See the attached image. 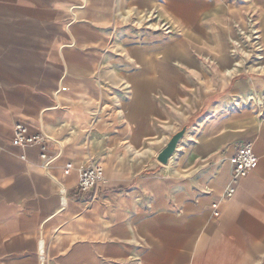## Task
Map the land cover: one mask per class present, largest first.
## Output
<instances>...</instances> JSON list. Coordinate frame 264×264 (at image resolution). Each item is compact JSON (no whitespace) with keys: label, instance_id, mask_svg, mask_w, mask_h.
I'll list each match as a JSON object with an SVG mask.
<instances>
[{"label":"crops","instance_id":"0c3cea01","mask_svg":"<svg viewBox=\"0 0 264 264\" xmlns=\"http://www.w3.org/2000/svg\"><path fill=\"white\" fill-rule=\"evenodd\" d=\"M157 2L0 0V264H264V114L249 103L264 75L236 71L203 0L160 2L192 31L176 55L162 32L124 23ZM202 48L212 70L189 56ZM17 121L51 138L47 168L39 145L12 143ZM244 142L257 162L225 198ZM95 162L102 181L77 193Z\"/></svg>","mask_w":264,"mask_h":264},{"label":"rangeland","instance_id":"374dc122","mask_svg":"<svg viewBox=\"0 0 264 264\" xmlns=\"http://www.w3.org/2000/svg\"><path fill=\"white\" fill-rule=\"evenodd\" d=\"M162 1L159 0L157 6L150 11L144 9L139 11L130 10L125 14L123 21H125L124 23H130L137 31L141 29H154L162 32V37L171 42H169L170 44L167 47L168 54L176 55V52L179 51L177 49L179 41L184 37L190 39L188 34L192 31L187 28L182 29L174 17L164 11L160 3ZM203 1L209 6L207 9L214 10L213 12L208 10L205 16L211 14V12H219L223 18L221 25L228 29L231 34L229 38L231 49L229 51L234 57L233 63L237 67L236 71L264 75V0ZM130 34L131 40H129V43H134L135 40L132 38L133 33ZM195 34L197 35L195 41L205 43L210 41L206 30L199 33L195 32ZM205 43L203 45H206ZM123 52L127 56L126 47L123 49ZM189 56H192L196 60V66H203L205 70H212L217 59L204 48L191 51ZM128 68L131 67H125V69ZM253 95L261 99V101L249 99V103L252 104L255 113L261 116L264 114V93Z\"/></svg>","mask_w":264,"mask_h":264},{"label":"built area","instance_id":"2783aa9c","mask_svg":"<svg viewBox=\"0 0 264 264\" xmlns=\"http://www.w3.org/2000/svg\"><path fill=\"white\" fill-rule=\"evenodd\" d=\"M12 143L23 147L27 145H39V158L42 161V166L47 168L48 164L57 157L56 152H51L50 143L51 138L41 132H29L25 123L17 121L13 127ZM231 169L230 183L224 191V197H230L236 188L239 179L245 175L255 166L257 162V155L254 153L251 143L244 142L237 146L235 152L229 158ZM72 167L71 163H67L64 168L66 173ZM104 176V167L101 163H89L80 169L79 180L76 187V192L86 194L92 191L99 185ZM213 216H219L220 211L217 201L211 203Z\"/></svg>","mask_w":264,"mask_h":264},{"label":"water","instance_id":"95a60500","mask_svg":"<svg viewBox=\"0 0 264 264\" xmlns=\"http://www.w3.org/2000/svg\"><path fill=\"white\" fill-rule=\"evenodd\" d=\"M185 130H186V126H183L181 129H179L178 131L172 134V136L166 142L164 147L157 154L156 158L159 162L161 163L167 162L168 158L174 152L176 145L178 141L180 140V138L183 136Z\"/></svg>","mask_w":264,"mask_h":264},{"label":"trees","instance_id":"16d2710c","mask_svg":"<svg viewBox=\"0 0 264 264\" xmlns=\"http://www.w3.org/2000/svg\"><path fill=\"white\" fill-rule=\"evenodd\" d=\"M184 126L188 127V125H184Z\"/></svg>","mask_w":264,"mask_h":264}]
</instances>
